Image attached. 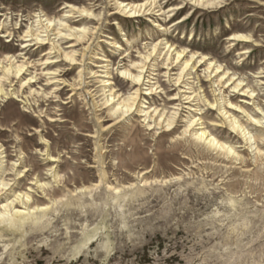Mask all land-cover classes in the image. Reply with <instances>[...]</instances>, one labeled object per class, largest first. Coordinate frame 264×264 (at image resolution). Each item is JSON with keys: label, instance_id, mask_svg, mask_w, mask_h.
I'll return each mask as SVG.
<instances>
[{"label": "rangeland", "instance_id": "1", "mask_svg": "<svg viewBox=\"0 0 264 264\" xmlns=\"http://www.w3.org/2000/svg\"><path fill=\"white\" fill-rule=\"evenodd\" d=\"M176 1V4L181 3ZM116 3V0H0V25H7L10 31L19 33L11 39L0 35V59L23 53V57L42 64L48 46L36 47L32 43L23 49L18 41V35L36 26L37 16L41 14L58 21L69 12L67 6L91 9L94 14L93 21L79 14L64 20L76 30L86 28L91 31L86 44L74 47L79 55L90 47L84 67L68 71V64L62 62L44 71L49 74L61 70L58 79L82 84L75 96L63 85L50 84L52 76L39 79L32 86L41 93L52 94L47 100L41 96L29 97L28 88L21 90V84L30 76L4 84L7 95L0 97V145H4L8 156L4 159L8 170L4 177L14 185L9 198L28 194L33 198L31 203L35 201L33 205L40 207L58 202L47 215L28 222L23 229L0 230V253H3L4 245H16L15 251L20 253L15 257L16 264H84V256L65 261L52 249L65 245L63 251L66 253L85 241H90L87 264H99L93 255L97 244L106 238L118 247L109 264H114L118 258L119 264H156L150 253L161 258L168 253L169 258L164 264H184L175 255L180 250L177 240L191 236L197 228L202 233L211 232L212 228L205 227L208 224L214 223L219 228V223L206 217L216 215L223 219L221 214H232L234 219L248 218L254 226L264 225V143L258 157L255 150L258 144L250 149L229 128H218L217 137L237 150L241 162L184 135L188 121L196 114L190 115L186 105L178 111V106L170 102L178 91L165 76L166 70L153 72L151 83L159 82V93L141 102L145 108L165 110L168 117L178 112L175 124L168 131L155 124L150 126L151 121L145 120L146 114L141 112L147 109L133 110L125 117H111L103 105L102 78H97L102 73L95 74L103 70L97 68L100 64L110 65L109 69L115 75L114 86L121 91L122 97L127 98L134 89L120 74V69L126 63L130 64L125 62L124 56L132 54L133 58L128 61H136L138 53H144L148 44L167 38L179 50L218 61L222 70L229 72L227 83L234 75V81L244 80L243 86L255 91V101L264 110V0H226L225 7L197 12L188 6L161 23L164 28L161 31L154 20L128 19L116 14L119 12ZM183 17L189 19L187 23L177 25ZM236 28L244 29L238 33L249 37V44L238 45L229 40ZM113 39L121 50L107 45ZM73 42L65 40L62 48L71 51L73 48L68 47ZM105 58L109 59L108 63H102ZM22 60L18 59L19 62ZM37 69L40 74L45 67ZM205 69L196 67L193 74L198 79L193 75L191 82L207 101L213 102L221 94L214 93L215 87L206 78ZM148 85L146 83L142 88ZM231 86V83L225 86L224 96H229L234 103L243 101L242 92H233ZM210 108L201 104L197 108L198 117L209 125L220 122V113ZM252 110L258 111L251 105L248 112ZM239 117L251 135L264 140V121L263 125L251 126L246 117ZM261 117L264 114L261 113ZM18 173L23 177L20 178ZM38 184L45 186V190H37ZM161 187L167 197L164 193L152 194ZM180 189L184 191L179 192ZM168 198L171 215L166 221L157 220ZM118 204L124 205L127 211L121 214ZM141 204L145 206L141 208ZM128 212L134 215H128ZM154 226L160 227L166 236L160 231L153 236L151 229ZM93 236L97 238L91 239ZM129 237H132L131 242ZM141 238L147 243L143 248L134 247ZM209 243H215V240ZM11 262L9 250L0 264Z\"/></svg>", "mask_w": 264, "mask_h": 264}, {"label": "bare ground", "instance_id": "2", "mask_svg": "<svg viewBox=\"0 0 264 264\" xmlns=\"http://www.w3.org/2000/svg\"><path fill=\"white\" fill-rule=\"evenodd\" d=\"M116 1L117 10L119 11L116 14H121V17L128 19L144 17L149 20H154L159 31L164 29L161 23H165L170 17L177 16L185 9H188V6H192L195 12H197V10L220 9L227 5L226 0H180V4H176V0H166L165 3H162L163 0ZM66 9H68L69 12L66 13V16L62 17L63 21L61 18L57 21L55 18H50L47 15L41 14L37 16L38 19L37 22H35V27L28 28L23 35H18V41L21 42L23 49H27L32 43H34L33 45L36 47H49L45 53L46 59L42 60V64H36L26 56L23 57V53L18 54L17 56L6 55L0 59V97H5L7 95L4 90V84L6 82L11 81L12 79L23 80L24 77L27 76L30 77L21 84L20 88L21 90L28 88L29 97L41 96L46 100L49 99V95L52 94H45L41 93L40 90L32 89V86L36 84L39 79L46 76H52V80L49 81L50 84L58 83V85H63V87L69 88L72 92V96L77 94V91L80 90L79 87H81L82 84H76V82L70 83L67 80L58 79L57 77L62 72L61 70L44 74L47 67L56 65L57 63L64 62L68 64V71L73 70L75 67H84L85 65L86 52L90 47H86L84 49V54L82 55H79V52L75 51L74 47L81 44L83 45L84 43L86 44L89 40V35H91V31L86 28L76 30L68 26L64 20L73 18L75 14H79L80 16L93 21V11L87 8L78 9L74 6H67ZM188 20V18L183 17L182 20L177 21L178 23L174 22L173 24H185ZM113 25H116V22H114ZM241 30L243 31L244 29H234L229 40L238 43V45L240 43L247 45L250 43V38L239 34L238 31ZM17 34L19 33L10 31L7 25H0V35H2V37L11 39L16 37ZM65 40L74 41L73 45L68 47L73 48L71 51H66L62 48V44ZM128 43L132 42L128 41ZM107 45L114 50L119 51L122 49L119 43L114 41V39L113 41H108ZM144 51V53H138L139 56L136 57V61H128L133 58L132 54L124 56L125 62H130V64L126 63L124 68L120 69V74L122 78L130 82L134 89V92L127 98L122 97L121 91H118L117 87L114 86L115 75L110 71V65L102 66L100 64L98 67L96 66L97 68L103 69L95 74L98 75L99 73H102L101 75H98L97 78H102V90L104 91L103 105L106 106L105 108L108 110L111 117H125L131 115L133 110L147 109L142 110L141 112H145V120H149V122L151 121L152 124L150 126L155 124L156 127L162 129L166 128L168 131V129L175 124V117L178 112L177 114L168 117L166 116L165 110L160 111L159 107L153 108L151 106L145 108L143 106L144 102H141L147 100L149 96L159 93L158 90L161 88L159 87V82L151 83L150 77L153 76V72L155 73L157 71L161 72L162 70H166L164 73L165 76L170 83H174V86L177 87L178 91L170 102H173V105L178 106V111L186 105L189 109L190 115L196 114V116H192L188 121V126L184 135H189L195 141L204 143L209 148L221 153L223 152L233 160L243 162L240 154L233 146L229 145L223 138L220 139L217 137L216 130L218 128H229L231 133L240 137L243 142L249 145L250 149H253L254 146L258 144L255 150L257 156H261V148L264 140L260 141L256 139L255 136L251 135L250 132H248L245 122H243L239 116L242 115L246 117V122L251 124V126L263 125L264 117H261V113L264 114V110L255 101V91H249L250 87L245 88L243 86L244 80L236 82L234 81V75L232 78H228L227 83L226 77H228L229 72L223 71L222 66L218 64V61L215 59L210 60L207 56L199 53H187L185 49L179 50L175 43H172L167 38H161L148 44L144 48ZM188 54H190V58L187 59ZM243 54H246V52ZM18 59L23 60L19 62ZM108 62V58L102 60V63ZM41 66L45 67V70H40L41 73L38 74L39 70L37 68ZM196 67L206 68L204 72L206 78L213 82L215 87L214 93L219 92L221 94L220 98H215L213 102H209L201 95V92H198L195 89L194 82H191V80L194 79V77H197L193 74ZM83 72L84 69L80 71L81 79L83 78ZM146 75H148L147 78ZM193 75L194 77L192 78ZM145 79L149 81L145 82ZM197 79L198 77L196 80ZM146 83H149V85L147 88L143 89L142 87L146 86ZM230 83L232 84L231 88L233 92H242L241 98H243V101L234 103L229 96H224L226 93L225 90L227 89L225 86ZM200 89L201 87L199 90ZM25 102L28 104V99H25ZM201 104L208 105L211 107L210 109L212 111H218L220 113V122H212L210 125L202 122V118L198 117L197 114V108H199ZM251 105L255 107V110L258 109V111L252 110V112L249 113L248 110ZM205 125L208 127H205ZM260 142H262V144ZM45 152H47V149ZM6 153L4 145H0V204H2L0 207V230H20L21 228L23 229L28 222L38 221L40 218L47 215L48 211L55 207L58 202H51V206L46 205L40 207L33 205L35 201L31 203L33 200L31 195L22 193L10 200L9 193L13 192L14 185L4 177V174L8 171L4 166V159L8 158V156L5 155ZM19 175L20 178L23 177L21 173ZM18 184L19 183L15 185ZM44 188L45 186L38 184L37 190H45Z\"/></svg>", "mask_w": 264, "mask_h": 264}, {"label": "clouds", "instance_id": "3", "mask_svg": "<svg viewBox=\"0 0 264 264\" xmlns=\"http://www.w3.org/2000/svg\"><path fill=\"white\" fill-rule=\"evenodd\" d=\"M183 191L184 189L179 190V192ZM204 191H207V189H204ZM179 192L176 194L178 195ZM161 193H164V197H167V193L162 187L154 190L152 194L159 195ZM141 195H148V193H141ZM124 199L127 200L128 198ZM145 203L148 202L146 201ZM170 204V198L165 199L164 205H162V215L158 216L157 220H167L168 216L171 215ZM144 206V204L140 205L141 208ZM105 207L107 206L105 205ZM118 207L121 214L127 211L122 204H118ZM163 209L168 210L163 211ZM128 215H134V213L128 212ZM221 215L223 219H220L216 215L205 218L214 219L219 223V228L214 223L208 224L205 227L212 228L211 232L202 233V230L197 228L191 236L179 238L177 243L180 245V250L179 252H175V255L184 264H264V225L257 224L254 226L248 218L234 219L232 214ZM173 223L175 224V222ZM153 224L155 225V222ZM176 230L179 231L178 226H176ZM157 231H160L162 235L166 236V232L162 231L160 227L155 226L151 229L152 235L155 236ZM217 237H220V239H216ZM93 238L96 239L97 237L93 236L91 239ZM131 240L132 237H129V242ZM211 240H215V243H209ZM89 243L90 241H85L74 248L68 249L66 253L63 251L66 248L65 245H59L52 249V251L65 261L78 260L81 256H84V264H87ZM144 243H147V241L141 238L136 242L134 247L143 248ZM20 244L23 247L22 241ZM15 249L16 245H4L3 253H0V261H3L4 255L9 254V250H11V264H16L15 257L20 255V253H17ZM117 251V244L106 238L97 244L93 258L97 259L99 264H109V261L116 255ZM150 255L156 264H164V261L169 258L168 253H165L163 258L152 253ZM114 264H119V258Z\"/></svg>", "mask_w": 264, "mask_h": 264}]
</instances>
